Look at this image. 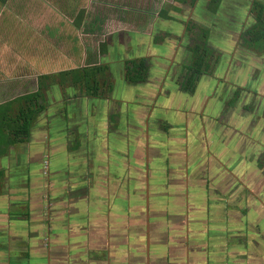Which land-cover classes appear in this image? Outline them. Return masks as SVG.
Masks as SVG:
<instances>
[{"label": "crops", "instance_id": "crops-1", "mask_svg": "<svg viewBox=\"0 0 264 264\" xmlns=\"http://www.w3.org/2000/svg\"><path fill=\"white\" fill-rule=\"evenodd\" d=\"M254 1L221 0L213 12L210 0H0V264H264V223L251 218L255 208H245L252 189L264 192V164L257 165L264 157V118L252 129L255 137L246 133L264 111V48L245 35L255 24V12L247 10ZM47 27L56 31L55 41H45ZM197 28L208 31L212 53L209 70L188 91L182 81L190 74ZM60 33L66 42H59ZM154 59L163 71L153 68ZM141 64L145 77L128 81ZM99 65L106 68L99 97L60 83L62 70ZM233 84L252 88L237 101ZM39 90L31 105L23 99ZM150 98L164 113L193 106L204 116L202 124L197 120L201 132L216 141L212 152L204 141H190L185 120L180 151L177 142L163 149L160 173L168 183L181 178L176 197L184 205L167 203L172 190L168 201L158 196L152 171L147 226L132 161L139 147L134 155L117 154L106 141L110 133L122 135L115 119L136 109L145 116ZM27 106L41 110L21 137L9 120ZM175 122L165 120V130ZM218 152L223 161H215ZM206 154L214 162L202 161ZM93 182L104 187L101 197ZM48 183L50 192L61 189L70 198L45 199ZM193 188L203 195L188 203ZM205 210L209 224L198 227L193 219Z\"/></svg>", "mask_w": 264, "mask_h": 264}, {"label": "rangeland", "instance_id": "rangeland-1", "mask_svg": "<svg viewBox=\"0 0 264 264\" xmlns=\"http://www.w3.org/2000/svg\"><path fill=\"white\" fill-rule=\"evenodd\" d=\"M243 3H244V1H243ZM226 20L228 21V18ZM228 27H229V25H227V23H225V21L223 20L221 28L226 29ZM233 29H236V28H233ZM238 29L240 30L241 28L238 27ZM231 32H234V31H231ZM45 33H46V36H45L46 40L45 41L47 43L51 42L52 40H54V41L56 40V34L57 33L51 27H47L45 29ZM62 36L63 35L60 33L59 37H58L59 42H61V41H62V43H63V41L66 42V38L62 37ZM73 42L76 44V46L79 47L80 43H82L80 36L75 35V37L73 38ZM227 47H230V49H232L231 45L227 46ZM153 62L156 63V65H157V66L153 67L156 71L161 72L165 69V65H163L164 63H161L159 60L154 59ZM154 63L149 65V67L153 66ZM110 83H111V81H110ZM158 86L159 85L157 83V87ZM223 86H224V83H223L222 87ZM234 86L235 85L233 84V87ZM247 86L252 88L251 85L235 86L236 87L235 89H238L235 91V97L239 96L238 95L239 92H241V95L242 94L245 95L249 91L248 90L249 87H247ZM64 87L65 86H63L62 88H64ZM230 90H232V88ZM263 90H264V87H263ZM236 100L238 101V97H236ZM159 103H161L159 100H157L156 104L153 103L152 98H150V100L148 102L149 106L148 105L145 106V112H144L145 116H143V113H139L138 109H136L135 112L132 110L123 112L121 114V116L119 117L120 120L115 119L116 123L122 125L121 132H119V134L122 133V135H118L117 138H113V134L110 133V134H108V139L106 141V145L108 147V150H111L113 152H117V154L123 152V154L131 153L132 155H134L137 146L139 147L138 151H137V155H135L133 157L132 161H134L135 166L139 169V172H138L139 187L142 190L141 196H140L141 197L140 201L142 203V206H144L145 210H146V202H145L146 201V193L144 196V192H146V188H148V196H149V191H150V180H149L150 176H149V174L152 171L154 173V175L152 176L153 182L156 184L160 183L159 184L160 186L157 189L158 194H159L158 196L160 198L168 201L170 199L169 190L170 191L172 190L173 196H172L171 200H169L167 203L175 202L176 205H179L178 203L182 202L184 205L183 197H178V198L176 197L177 193H178L177 186L179 187L181 185L180 184L181 178L178 177L172 183H168L167 181L166 182L164 181V180H167V178L164 179L160 176V173L163 171V167L161 165L162 156H163L164 152L167 153V151L169 149V145H172L174 142H177L174 144L177 147V150L180 151V147L182 145V142L180 140H178V138L179 137H180L179 139L185 138V134H184L185 130H186V132H188V136H189L190 141L195 142L197 140H200L201 142L198 143L200 146L202 144V141H204L205 146L208 147L211 152L213 151L212 146H213L214 142L216 141L215 140L216 136L212 135V133H210V132L209 133H206V132L202 133L201 132V128H200L201 126H199V125L203 123L204 116H202L199 113V110L198 111L194 110L196 113L193 114L194 111H191V109H194L193 106L177 105V108L175 107L176 112L169 113V111H168V112L164 113V112L160 111L162 108V105H160ZM151 105H156V107H155L156 109H155L153 114H152V112L150 113V116L148 117V122L146 123L145 117H146L147 113L150 112ZM190 113H192L193 115ZM204 114H206V112ZM132 118H134V120ZM189 118H191V119H189ZM262 118H264V111L261 112L260 115L256 116V120L254 121L255 122L254 126L247 129L248 131H246V133L248 135L255 137V134L252 133L253 132L252 129L255 128L256 124ZM165 120H170L172 123L174 121H178V122H175V124H172L171 129L165 130V127H164L165 126V124H164ZM185 120H188L190 122V124H188V126H186L187 128H185V124H186ZM197 120H199L201 123L198 124ZM262 121H263V125H262L263 129L262 130H264V119ZM189 125H191L192 128H189ZM184 128H185V130H184ZM242 130L245 131L244 129H242ZM127 133H128V136H125ZM137 135H138V138H135V136H137ZM119 136H121L123 140H120ZM124 138H125V142L123 143V148H122L121 145H122V142L124 141ZM113 139H116V141H114ZM259 146H260V144L257 142V145L254 148H252L251 150L257 151ZM154 149H156V151L158 153V155H156L157 157H155V158L152 157ZM163 149H164V152H163ZM215 150H216V147H215ZM203 152H204V148L202 150V153ZM224 152H225L224 154H227L228 151H224ZM213 154L216 156V157H214L215 161H218V160L223 161L224 160L223 157L225 155L222 157V155H223L222 152H221V154L219 152L213 153ZM218 154H219V156H218ZM249 156H252V155H249ZM261 158L262 159H260L258 161L257 165H263L264 164V157H261ZM202 161H206L207 163L214 162V160L212 158H210V156H208L207 154L204 156V158H202ZM179 162L182 165L183 161L181 159ZM243 163H245V164H243L242 167L244 169H248V165L246 164V162H243ZM99 170L102 171V168L99 167ZM127 173H128V171H127ZM146 179L148 181V187H147ZM200 183H199L200 184L199 187L202 186V182H200ZM93 184H94V182H93ZM183 184L184 183H183V179H182V185ZM198 185H195V186H198ZM195 186L193 185V187H195ZM92 187L95 190L96 195L101 197L100 194L104 193V191H103L104 187L99 186L98 183H95ZM203 188H202L201 193H200L199 188H193L192 189L193 190L192 195L191 196L189 195L188 203H191L193 201V199L200 198L203 195V190H204ZM260 189L261 188H259L258 190L252 189V191L246 195V200L248 201L247 203H249V204H246L245 208H247L248 206L252 207V210H254V208H255L256 211H255V213L251 214V218H253V217L257 218L264 223V206L259 204V202H258L259 199H262L264 202V192H262V190H260ZM51 190H52V186H50L49 183L47 185H45V189H44V191H45L44 192V198L45 199L57 198L59 200H64V199L70 198L68 196V193L67 194L62 193L63 191L61 189L59 192H50ZM174 193H176V194H174ZM241 198H243V197H240L239 195L236 196V199L241 200ZM125 200H127V196H125ZM149 201H150V197H149ZM198 210L199 209H194V211H198ZM148 211H149V206H148ZM206 211L207 210H205L203 216L195 217V219H193L194 220L193 222L198 227H200L202 225L207 226L209 224L208 217L205 216ZM258 212H260V214ZM158 214H160V211L158 212ZM220 226H224V225L220 224ZM195 230H196V226L194 227L193 231L195 232ZM203 231L207 233V229H205ZM227 242L228 241L226 240L225 244ZM182 243H184V239H183ZM215 243H217V240L215 241ZM220 243L222 246L221 248H223V250H224L225 257H229V246L222 245L223 242H220ZM174 247H176V248L178 247V246H176V241H175Z\"/></svg>", "mask_w": 264, "mask_h": 264}, {"label": "trees", "instance_id": "trees-1", "mask_svg": "<svg viewBox=\"0 0 264 264\" xmlns=\"http://www.w3.org/2000/svg\"><path fill=\"white\" fill-rule=\"evenodd\" d=\"M221 0H210V11H216ZM253 11L255 12V24L245 32V35L249 36V40L252 45L256 48H264V3L255 0L253 3ZM198 37L196 42L190 47L191 53V64L187 67L188 74L186 80L182 81L183 88L188 91H193L194 82L200 74L207 73L209 70L208 59L211 56L212 50L208 45V31L197 28ZM196 31V32H197ZM143 65H137L133 71H137L136 75L128 77L127 80L136 82L142 80L145 75L141 72ZM106 68L103 66L84 67L78 69L62 70L59 75L60 83H70L76 86H81L86 89L88 94L92 96H100L102 87L106 84L104 79ZM132 71V70H131ZM48 78L45 75L44 80ZM40 87V86H39ZM34 97H41L40 90L34 95L24 96L23 99L31 105ZM41 110V106L37 109H31L27 106L26 109L22 110L21 114L14 120H9L13 124V129L17 132V135L24 137L27 135L31 126V120L37 112ZM11 124V125H12Z\"/></svg>", "mask_w": 264, "mask_h": 264}, {"label": "water", "instance_id": "water-1", "mask_svg": "<svg viewBox=\"0 0 264 264\" xmlns=\"http://www.w3.org/2000/svg\"><path fill=\"white\" fill-rule=\"evenodd\" d=\"M146 183H147V187H148V181L146 179ZM148 204H149V196H148V188H146V223H147V226L149 224V213H148ZM148 237H149V234H147Z\"/></svg>", "mask_w": 264, "mask_h": 264}, {"label": "flooded vegetation", "instance_id": "flooded-vegetation-1", "mask_svg": "<svg viewBox=\"0 0 264 264\" xmlns=\"http://www.w3.org/2000/svg\"><path fill=\"white\" fill-rule=\"evenodd\" d=\"M248 11H253V8L251 7L250 9H247ZM250 29L248 26H247V30ZM249 38V37H248Z\"/></svg>", "mask_w": 264, "mask_h": 264}]
</instances>
